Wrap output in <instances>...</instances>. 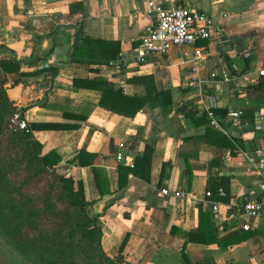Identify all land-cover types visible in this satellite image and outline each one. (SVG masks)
I'll return each instance as SVG.
<instances>
[{"label":"crops","instance_id":"1","mask_svg":"<svg viewBox=\"0 0 264 264\" xmlns=\"http://www.w3.org/2000/svg\"><path fill=\"white\" fill-rule=\"evenodd\" d=\"M146 1L0 0V60L19 61V70L6 74L8 97L41 154L59 156L55 171L82 183L108 255L122 250L133 264H264V214L246 216L226 202L213 211L204 198L208 176L230 177V195L245 191L250 198L264 190V135L255 125L264 111V79L257 74L264 67V0H152L188 5L216 23L209 38L137 63L140 34L152 21ZM80 22L79 36L102 41L110 52L116 43L118 57L71 61ZM196 50L201 54L194 59ZM96 56L87 57H106ZM142 76H152L157 90L171 91L168 113L147 103L133 117L121 115L99 105L100 90L72 82L103 77L125 95L143 96ZM229 110L240 112V126L226 122ZM209 113L219 128L210 125ZM204 115L208 121L197 122ZM207 127L231 147L216 135L219 143L199 140ZM146 144L149 171L128 173L120 188L116 164L132 167ZM88 153L98 154L97 182ZM178 187L187 195L175 196Z\"/></svg>","mask_w":264,"mask_h":264},{"label":"trees","instance_id":"2","mask_svg":"<svg viewBox=\"0 0 264 264\" xmlns=\"http://www.w3.org/2000/svg\"><path fill=\"white\" fill-rule=\"evenodd\" d=\"M79 34L80 32L73 44L71 61L107 63L109 59L118 57L119 49L116 43L114 51L110 52L101 46L102 41L82 38ZM97 52L106 57L99 60L87 57L88 54L97 57ZM18 70L19 61L0 60V137L7 117L16 114L19 119H24L21 111L12 104L5 88L6 74ZM48 70H51V76L57 72L55 67ZM137 81H141L145 87L143 96L125 95L120 88L113 86V82L103 77H74L72 80L75 88L100 90L99 105L115 113L133 117L147 103L168 113L171 107V91L157 90L152 76H142ZM263 87L262 81L259 88ZM205 118L206 115L197 122L206 123L208 120ZM213 135L222 139V142L225 141L224 135L214 132L210 127L205 129L199 140L219 143L212 139ZM10 140L15 146L26 147L23 156L27 159L25 169L29 173L21 183H14L8 176L9 162L0 158V264H133L125 259L122 250L115 256L108 255L104 250L101 242V222L91 209L93 202L86 200L80 181L55 171L54 166L60 161L59 156L53 151L42 155V146L33 138L30 127L23 130L15 127L11 131ZM224 143L231 147L228 141ZM151 151V147L146 144L142 154L135 158L132 167L116 164L120 188L126 186L128 173L137 174L138 170L144 169L149 171ZM80 153L84 152L80 151L76 155L79 163ZM87 155L92 162L97 182L100 179L93 164L97 163L98 154ZM43 172H48L53 177L48 180L49 191L41 196L25 193L23 187ZM229 180L228 176H208L206 189L211 191L212 199L228 201ZM54 188L58 189L55 196L51 194ZM218 188L225 191L224 196L217 193ZM56 199L63 203V206H58ZM181 253L186 258L184 245Z\"/></svg>","mask_w":264,"mask_h":264},{"label":"built area","instance_id":"3","mask_svg":"<svg viewBox=\"0 0 264 264\" xmlns=\"http://www.w3.org/2000/svg\"><path fill=\"white\" fill-rule=\"evenodd\" d=\"M146 12L151 15V23L144 26L139 37V44L134 52V60L137 63H143L148 58L156 54H165L172 45H194L197 40L207 39L210 36V28L216 23L212 15L190 8L188 5L162 6L152 0L146 1ZM201 54L199 50L195 51L194 59ZM257 74L264 79V67H261ZM210 125L219 128L220 125L212 113H209ZM226 122L235 126H240V112L229 110L225 115ZM14 127L23 130L27 127L24 119H19L16 114L10 118ZM256 128L261 130L264 135V111L257 113L255 117ZM119 149L123 144H119ZM259 153L262 154L260 151ZM264 155V153L262 154ZM117 160H121L123 155L118 151L115 155ZM261 174H264V166H260ZM162 194H168L167 188H162ZM175 196L184 197L187 192L184 188L178 187L173 192ZM220 196L225 195L222 188L217 189ZM211 191L205 189L204 198L211 204V209L216 211L221 201L211 198ZM246 192H240L238 195L228 196L226 203L228 206L239 207L246 216H258L264 214V190L256 197H246Z\"/></svg>","mask_w":264,"mask_h":264},{"label":"rangeland","instance_id":"4","mask_svg":"<svg viewBox=\"0 0 264 264\" xmlns=\"http://www.w3.org/2000/svg\"><path fill=\"white\" fill-rule=\"evenodd\" d=\"M13 115L14 114L7 117L3 124V131L0 137V158H2L3 161L9 162L8 176L11 181L19 184L24 180L25 176H27L29 172L25 169L27 159L23 156L26 147L15 146L10 140L11 131L15 128L10 122V118ZM18 159L19 161H17ZM52 179L53 177L50 173H40L33 177L29 183L23 187V190L28 195L41 196L43 193L49 191L48 180ZM57 192L58 189L54 188L51 194H54L55 196ZM56 203L58 206H63V203H60L57 199Z\"/></svg>","mask_w":264,"mask_h":264},{"label":"water","instance_id":"5","mask_svg":"<svg viewBox=\"0 0 264 264\" xmlns=\"http://www.w3.org/2000/svg\"><path fill=\"white\" fill-rule=\"evenodd\" d=\"M81 27H82V22H80L79 25H78L77 34L80 32Z\"/></svg>","mask_w":264,"mask_h":264}]
</instances>
